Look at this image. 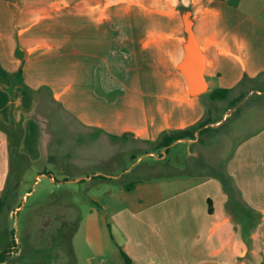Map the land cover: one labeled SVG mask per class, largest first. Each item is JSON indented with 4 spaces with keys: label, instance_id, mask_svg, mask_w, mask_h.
I'll return each instance as SVG.
<instances>
[{
    "label": "crops",
    "instance_id": "crops-1",
    "mask_svg": "<svg viewBox=\"0 0 264 264\" xmlns=\"http://www.w3.org/2000/svg\"><path fill=\"white\" fill-rule=\"evenodd\" d=\"M222 2L228 4L225 14L218 9ZM232 3L225 0H0V9L19 8L15 22L23 25L15 42L9 36L11 28H5L0 19L1 196L8 189L18 160L32 163L44 159L43 143L48 140V145L54 136L46 131L51 123L49 119L61 118L65 127L76 125L79 132L74 134L73 128L69 135L85 136L88 131H98L113 139L128 137L148 140L154 145L166 133L203 122L191 136L161 147L160 163H179V152L174 156L176 161L167 157L170 148L182 144L186 147V158L202 163L208 172L200 173V166L195 172L138 180L130 189L122 184L117 192L105 197L104 204L97 203L103 240L87 242V247L95 244L94 255L118 254L117 264H124L121 251L131 258L132 264H264V116L256 128L247 131L244 138L238 136L242 138L226 149L227 158H223L217 169L209 164L217 162L204 155L210 149L205 145L224 147L225 138L230 139L235 131L225 130L216 140L228 118L241 108L234 107L244 94L233 95V92L240 86L254 89L252 82L258 89V84L264 82H261L264 20ZM187 17L205 56L207 89L199 94L190 92L188 80L178 67L185 53ZM121 24L126 25L123 32L108 30ZM17 45L20 55L15 53ZM61 48L64 50L52 53ZM123 50L129 51L134 60L121 61ZM105 55L108 59L103 58ZM102 61L107 65L109 80L119 81L116 70L120 63L126 70L137 66L141 79H136L134 87L124 82V86L133 88L136 96L128 97L119 106L114 102L116 115L111 113L106 117L86 108L74 115V104L102 101L94 93ZM159 75L162 79H157ZM157 82V89L149 90ZM69 86L74 87L71 93L65 90ZM106 86L114 87L110 82ZM219 87L229 88L228 95L212 98L210 92ZM73 94L83 98L78 100ZM132 99L142 103L140 113L130 111L129 106L136 105ZM227 99L230 105L216 114L218 102ZM258 106L261 110L257 117H262L264 106ZM206 140L212 142L205 144ZM13 141H18L16 151L10 149ZM49 146L57 148L53 140ZM153 152L154 149L147 151ZM214 152L220 153L221 149ZM16 170L19 175V168ZM222 172L232 179L235 201L228 202L229 196L217 176ZM98 197L93 195L92 199ZM109 221L114 223L111 231ZM65 243L53 246L52 264H77L71 257L76 250L74 243Z\"/></svg>",
    "mask_w": 264,
    "mask_h": 264
},
{
    "label": "rangeland",
    "instance_id": "rangeland-1",
    "mask_svg": "<svg viewBox=\"0 0 264 264\" xmlns=\"http://www.w3.org/2000/svg\"><path fill=\"white\" fill-rule=\"evenodd\" d=\"M225 1L233 2V5L238 4L245 11H248L247 13H252V15L264 20V0ZM220 4L221 6L218 9H221L223 14H225V8L228 7V4L227 2ZM18 11L19 8L15 6L0 9V19L3 22V26L11 28V30L9 29L11 31L9 36L15 42L17 41V32L23 26L15 22ZM125 26L124 24L116 25L115 29L111 28L108 30L116 33L123 32ZM69 29L80 31V28L73 30L69 27ZM45 41L50 40L45 39ZM18 47L17 45L15 53L20 55L21 50L19 51ZM1 49L2 44L0 42ZM63 50L62 48L53 50L52 53ZM103 58L108 59V56L105 55ZM120 60L130 62L134 59L131 58L129 51L123 50L121 51ZM76 63L78 65L81 64L78 58ZM120 65L121 63L119 64L120 68L118 67L116 70L119 72V81L116 78L115 80H109L107 65L102 61L98 70V79L94 85L95 97L102 99V101L91 105L74 104V115L81 111L82 108L104 114L106 117L111 113L116 115L117 110L116 108L114 109V102L118 103L117 106H119V103L128 97L130 99L136 96V92L133 91L132 87H134L136 79H141L140 70L134 65L131 66L130 70H126L122 69ZM157 79L162 78L159 75ZM263 81L262 79L261 82ZM106 82H110L114 87L107 88ZM117 82L120 85L116 84ZM124 82L132 87L124 86ZM250 84H252L251 87L254 89L251 90L249 87L240 86L233 92V95L243 92L244 98L234 107L240 106L241 108H237L234 112V108L231 109L232 115L217 133L218 137L216 140L220 136L222 137L221 134L225 130L235 129L230 139L228 137L225 138V146L223 147L222 144L205 145V148L210 149L209 151H204V155L206 154V157L210 158V160L212 158L217 162L209 163L216 169L222 164L220 162H222L223 158H227L228 150L226 149L236 144L242 137L244 138V134L247 131L252 130L254 127L256 128L264 116L262 113V117H257L258 112L261 110L258 104L264 106V82L260 83V85L258 84V89H255L257 84H254V82ZM157 86L158 82L153 87H150L149 90H156ZM65 90L67 93H71L74 87L69 86ZM207 96L209 97V95ZM246 96L248 97L247 99H245ZM73 97L78 100L83 98L76 94H73ZM134 101L136 105L133 107L129 106V109L133 113H140L142 103L139 104L137 100L132 99V102ZM257 101L262 102L259 103ZM228 103L229 99L224 100V102H218L215 107L216 114L222 113L224 108H227ZM243 109L245 110L243 111ZM255 113L256 116L253 115ZM46 116L48 117L49 115L47 114ZM62 120L55 117L52 120L49 119L51 123L47 120L44 121L46 124L49 123L46 131L54 135L50 137V142L53 140L55 146H57V148L54 147L53 149L49 146L50 142L46 145L48 140L44 142V159L32 163H19L20 160L17 162V157L14 156V162H17L18 165L13 169L8 189L3 196L4 202L0 211V252L6 250L9 253L5 260L8 264H52V258L54 257L53 246L55 244H59V246L65 245V242H69V245H71V241L76 248L75 252L71 254L75 263L97 264V262L102 261V264H117L116 257H119L118 254L105 256L99 253L94 255V252L96 253L95 244H91L90 247H87L86 244L87 242L94 243L103 240L96 212L97 203L99 205L104 204L107 199L105 197L110 192H117L122 184L164 177L166 176L165 174L169 173L186 174L193 170L195 172L200 166L202 170L200 173L208 172L207 167L202 163H193L191 162L192 159L188 160L186 158V147L182 144L170 148L167 157L170 161H176L174 156L179 152V163L165 165L160 163L162 159L161 149H156L154 142L140 139L133 140L128 137L113 139L98 131H88L85 136H79L78 134V136L69 135L68 132L71 129L70 132H73V128L74 134L79 131H76V125L71 127L67 124L68 126L65 127L62 125ZM51 125H53L54 129L53 127L51 128ZM240 135L243 136L238 138ZM235 139L237 140L233 143ZM76 142L77 144H75ZM210 142L212 140H206L205 144H210ZM152 149L155 152L152 154L147 153V151ZM216 149H221V152H214ZM18 168L19 175L16 170ZM214 168L212 170H216ZM51 175L54 176V179L50 178ZM115 176L117 177L114 178ZM93 195L99 197L93 200ZM15 207L17 209L11 212ZM108 224L111 231L114 223L109 221Z\"/></svg>",
    "mask_w": 264,
    "mask_h": 264
},
{
    "label": "water",
    "instance_id": "water-1",
    "mask_svg": "<svg viewBox=\"0 0 264 264\" xmlns=\"http://www.w3.org/2000/svg\"><path fill=\"white\" fill-rule=\"evenodd\" d=\"M185 27L187 33V39L184 43L185 53L178 67L188 80L190 92L199 94L207 89L204 76L205 56L194 36L188 17L185 19Z\"/></svg>",
    "mask_w": 264,
    "mask_h": 264
},
{
    "label": "trees",
    "instance_id": "trees-1",
    "mask_svg": "<svg viewBox=\"0 0 264 264\" xmlns=\"http://www.w3.org/2000/svg\"><path fill=\"white\" fill-rule=\"evenodd\" d=\"M228 93H229V88H220L219 87V88L212 90L210 92V96L212 98H225L228 95ZM202 123H199L195 126L188 127L185 129L175 130V131H172L171 133H166V134L162 135L160 140L156 143V148H161L164 146L166 147V146L170 145L174 140H177V139L183 138V137L191 136L193 134V131ZM10 146H11V148H10L11 150L16 151L17 147H18V141H13ZM159 168H161V167H159ZM217 172H219V171H217ZM217 176L222 181V185H223L225 191L227 192V194L229 196L228 202L229 201L230 202L235 201L236 189L234 187L232 179L229 176H227L226 174H224L223 172L217 173ZM134 184H135V182L125 184V187L130 189L134 186ZM3 202H4L3 197L0 194V211H1V208L3 206ZM209 210L210 211L212 210L211 205L209 206ZM121 253H122L123 258H124V264H132L131 258L125 252L121 251ZM7 255H8V253L6 250L1 251L0 252V262L5 261L7 258Z\"/></svg>",
    "mask_w": 264,
    "mask_h": 264
}]
</instances>
